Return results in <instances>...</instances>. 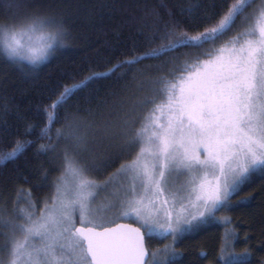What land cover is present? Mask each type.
Masks as SVG:
<instances>
[{"label":"snow or ice","instance_id":"6c2138e0","mask_svg":"<svg viewBox=\"0 0 264 264\" xmlns=\"http://www.w3.org/2000/svg\"><path fill=\"white\" fill-rule=\"evenodd\" d=\"M120 11L97 5L88 18ZM124 11L113 31L119 44L117 28L128 26L129 58L79 82L66 74L73 82L58 83L35 110L0 104V161L34 150L52 164L14 178L35 180L36 192H50L43 199L24 189L14 201L0 196V264H185L178 246L231 222L219 213L264 208V0H144ZM0 12V60L25 75L73 39L54 0H4ZM146 60L160 63L137 68ZM129 73L109 118L71 110L91 84ZM257 181L258 205L240 195ZM237 239L225 231L218 264H256V248L237 253ZM154 241L163 247L152 250ZM211 254L199 253L200 264Z\"/></svg>","mask_w":264,"mask_h":264},{"label":"trees","instance_id":"16d2710c","mask_svg":"<svg viewBox=\"0 0 264 264\" xmlns=\"http://www.w3.org/2000/svg\"><path fill=\"white\" fill-rule=\"evenodd\" d=\"M3 2L4 0H0V4ZM54 2L60 6L73 39L68 42V47L62 48L46 64H41L35 73L31 75H25L19 69L11 67L0 60V104L7 100L10 104L14 102L20 105L24 110L28 108L35 110L36 106L48 102L49 90L55 88L58 83L73 82L67 79L66 74L75 77V82H79L88 76L90 72H106L119 61L129 58L125 53L131 50L132 47L126 39L130 30L128 26L117 28V31L121 33V43L118 44L113 26L118 25L120 20L127 15L124 11L125 8L131 5H139L144 0H54ZM149 2L159 3V0H149ZM167 2L176 4L186 3L189 0H167ZM190 2L195 3L197 0H190ZM102 4L120 5L121 11L114 13L111 20L105 17L103 22L99 21L98 18L90 21L88 18L89 10L96 11L97 5ZM132 11L136 12L138 8H133ZM5 22L4 14L0 12V24ZM137 48L140 53L144 50L142 45H137ZM158 63L160 61L146 60L137 68H144L147 65ZM131 77L132 73H129V76L125 79L106 78L91 84L90 87L72 99L70 102L71 110L75 111L78 107L81 109L91 108L94 112L99 111L103 117L109 118L110 106L120 99L119 96L113 97L112 94L120 93L126 88L131 83ZM116 115L117 113L111 112V118ZM62 126L63 122L56 124L55 127L60 128ZM5 143L7 141L0 140V147H3ZM98 155L103 156V151L100 150ZM56 163L58 166L59 161ZM51 167V162L44 157H36L34 150H30L15 161H0V196L9 201H14L16 190L24 189L32 190L34 196L43 199L50 192L48 190L36 192L34 188L35 180L24 183L22 180L14 178L21 175L31 176L34 170L49 169ZM58 176H60L59 171L52 172L49 181L51 182ZM9 178L13 179L5 185L3 181ZM94 178L103 180L105 177L101 175ZM259 188L260 181H257L240 195L257 197L258 205L260 199ZM2 203L3 201L0 200V204ZM9 207H11V204H9ZM262 213H264V208L259 206L250 209L236 208L219 213L220 216L230 217L231 222L227 225L219 223L210 225L208 231L191 234L182 245L178 246V250L185 254V264H200L199 253L209 251L212 254L209 255L205 264H218L220 238L224 236L226 230L232 228L236 229L238 236L235 242V251L242 253L247 248L255 247L257 252L255 261L256 264H259V261L264 258V252L260 248L261 244H264V231L259 226ZM246 238L247 243H245ZM164 243H170V241ZM162 247L163 243L156 241L150 245L152 250Z\"/></svg>","mask_w":264,"mask_h":264},{"label":"water","instance_id":"95a60500","mask_svg":"<svg viewBox=\"0 0 264 264\" xmlns=\"http://www.w3.org/2000/svg\"><path fill=\"white\" fill-rule=\"evenodd\" d=\"M116 223H129V222L128 221H118ZM77 226H79V225H77ZM109 226H114V224L113 225H109Z\"/></svg>","mask_w":264,"mask_h":264},{"label":"rangeland","instance_id":"374dc122","mask_svg":"<svg viewBox=\"0 0 264 264\" xmlns=\"http://www.w3.org/2000/svg\"><path fill=\"white\" fill-rule=\"evenodd\" d=\"M118 221H122V220H116V222H118Z\"/></svg>","mask_w":264,"mask_h":264}]
</instances>
